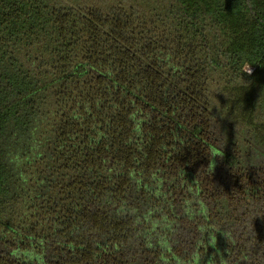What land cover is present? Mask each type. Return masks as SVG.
Here are the masks:
<instances>
[{"label": "trees", "instance_id": "trees-1", "mask_svg": "<svg viewBox=\"0 0 264 264\" xmlns=\"http://www.w3.org/2000/svg\"><path fill=\"white\" fill-rule=\"evenodd\" d=\"M0 264H264V0H0Z\"/></svg>", "mask_w": 264, "mask_h": 264}, {"label": "clouds", "instance_id": "clouds-1", "mask_svg": "<svg viewBox=\"0 0 264 264\" xmlns=\"http://www.w3.org/2000/svg\"><path fill=\"white\" fill-rule=\"evenodd\" d=\"M245 72H247L249 75L251 74V67L249 66L246 70H245Z\"/></svg>", "mask_w": 264, "mask_h": 264}, {"label": "built area", "instance_id": "built-area-1", "mask_svg": "<svg viewBox=\"0 0 264 264\" xmlns=\"http://www.w3.org/2000/svg\"><path fill=\"white\" fill-rule=\"evenodd\" d=\"M252 71V70H251Z\"/></svg>", "mask_w": 264, "mask_h": 264}]
</instances>
